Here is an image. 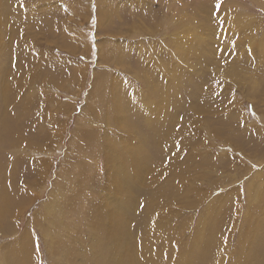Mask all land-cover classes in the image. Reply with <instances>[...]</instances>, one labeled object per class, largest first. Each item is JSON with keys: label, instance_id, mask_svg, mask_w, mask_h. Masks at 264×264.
Wrapping results in <instances>:
<instances>
[{"label": "rangeland", "instance_id": "1", "mask_svg": "<svg viewBox=\"0 0 264 264\" xmlns=\"http://www.w3.org/2000/svg\"><path fill=\"white\" fill-rule=\"evenodd\" d=\"M217 3L0 0V264H96L91 214L112 202L94 193L136 190L135 233L161 177L182 263L264 264V0ZM121 105L128 148L106 135Z\"/></svg>", "mask_w": 264, "mask_h": 264}, {"label": "bare ground", "instance_id": "2", "mask_svg": "<svg viewBox=\"0 0 264 264\" xmlns=\"http://www.w3.org/2000/svg\"><path fill=\"white\" fill-rule=\"evenodd\" d=\"M119 58L122 59V57H119ZM116 104H118L117 101H116ZM110 110H111V113L109 114L110 119L112 117V119L117 123V126L121 134L118 132V130H116L117 132L115 131L114 132L115 134L113 133V131H111L110 133L106 135H108L110 138H116L120 136V139L118 140L122 141L125 144V146L128 148V145H129L128 141H123L122 135L126 136V134L128 133V128L134 125V120L124 115H120L124 113L126 110L125 106L123 105H121V107L117 108L116 110H113V109H110ZM12 126H13L12 120L9 121V118L4 119L2 121V123L0 124V140H2L6 134L8 135L10 128H12ZM167 135H170L169 131L166 134V136ZM114 140L115 139H112L109 143H105L104 147L109 150H112L110 145ZM188 165H190V163ZM147 166L148 165L146 164H140L138 170L134 172V175L131 181H126V182H132L135 185H144V182L146 181H143V173H144V169ZM183 167L184 166L180 167L179 165H176L173 169L170 167H166L163 170L172 171L173 175H175L176 177L180 179L182 178L185 181L186 177L178 173V172H181L184 175L183 170H182ZM188 167H191V165ZM166 181H167L166 179L161 177L160 179H158L159 183L157 182L161 186H158L157 189H153L151 185L145 188L144 192L145 194L146 193L148 194V196L144 198V201L146 200L145 202L146 208L144 209L145 212L143 211V214L141 215L142 223H139L140 227L136 228L135 233H134V230L129 227L132 221L131 220L132 216L128 218L126 216H127V211H130L131 208L133 207L136 208L138 206V209H139V200L137 199V196H136V190H133V189L130 190L129 194H118L117 193L114 195L113 199L111 197L103 198L101 194L102 193L101 188L98 191H96V193H94V196L99 197L101 200L110 198L111 199L110 203L112 202L111 206L109 207L100 205L101 210L99 214H91V216L96 218V223H94L90 228L91 232L88 235V240H89L88 243L89 245H91L90 250L95 251L97 253V258L95 259L96 264H101L100 262L101 259L107 261L106 264H191V262L188 261V259H186L187 261L185 260V262L182 263L181 259L183 257L181 258V256L180 257L177 256L175 251L171 250L172 246L169 245L170 238L166 234H164L163 232L164 228H161L163 227L161 225V222L165 218H168L169 220L170 216L173 215V213L170 212L171 210H169L168 208H165L166 205H170L172 203L170 196L163 194L166 191V188L164 187ZM148 185H149V182H148ZM181 186L178 183L172 184V189L170 188L171 193L178 192ZM3 195H4V192L1 193L0 200L3 198ZM4 205L5 204L0 203V215L3 213L5 209H7V208H4ZM256 216H258V214ZM100 219H103L109 223V228H107L108 232H105L104 234H101L98 232V228L103 227L105 225L104 222L100 221ZM258 228H259L258 223L257 224L249 223L248 225L249 232L253 230L255 231ZM135 234L137 235L136 237H135ZM150 242H153V243L151 244ZM262 242H264V235L260 237L259 242L257 244L262 243ZM190 243L189 245H192ZM152 245H154L155 247H152ZM100 247L103 248V253L99 250ZM197 247L196 248L194 247L195 248L194 250L200 249L199 246ZM248 247H249V243L246 241H243L242 242L243 249H240V250L242 251L246 248L249 249ZM188 248L190 247H187V249ZM202 249L205 252V253L203 252L204 255L205 254L207 255L206 258H209L212 256L213 250L208 249L206 246H202ZM159 250L161 251L159 252ZM193 251H190V252L193 253ZM187 252H184L182 250V253H187ZM189 253H187V255L191 254ZM203 253L201 252L202 254L201 256H203ZM68 254L70 258L72 257L71 259L73 260V255L70 249L68 250ZM171 255L173 259H170ZM196 255H197V252H196ZM162 256L167 259H162ZM194 257H197V256H194ZM201 258H202L201 262H203V257ZM196 259L194 260L196 261ZM28 261H30L29 264H32V259L30 256L28 257ZM74 261L75 263L77 262L76 259H74Z\"/></svg>", "mask_w": 264, "mask_h": 264}, {"label": "snow or ice", "instance_id": "3", "mask_svg": "<svg viewBox=\"0 0 264 264\" xmlns=\"http://www.w3.org/2000/svg\"><path fill=\"white\" fill-rule=\"evenodd\" d=\"M220 7V0H218V3H217V8Z\"/></svg>", "mask_w": 264, "mask_h": 264}]
</instances>
